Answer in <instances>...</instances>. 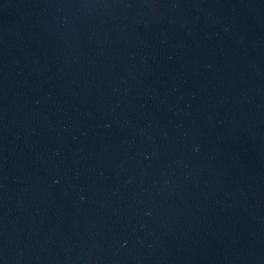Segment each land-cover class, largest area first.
<instances>
[{
    "label": "water",
    "instance_id": "obj_1",
    "mask_svg": "<svg viewBox=\"0 0 264 264\" xmlns=\"http://www.w3.org/2000/svg\"><path fill=\"white\" fill-rule=\"evenodd\" d=\"M0 264H264V0H0Z\"/></svg>",
    "mask_w": 264,
    "mask_h": 264
}]
</instances>
